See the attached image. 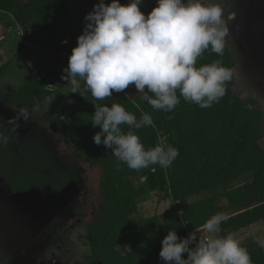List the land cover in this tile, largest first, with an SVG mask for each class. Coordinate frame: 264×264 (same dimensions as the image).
I'll return each instance as SVG.
<instances>
[{
  "label": "trees",
  "instance_id": "trees-1",
  "mask_svg": "<svg viewBox=\"0 0 264 264\" xmlns=\"http://www.w3.org/2000/svg\"><path fill=\"white\" fill-rule=\"evenodd\" d=\"M71 0H0V12L10 14L25 32L28 43L49 51L65 48L62 43L64 24ZM130 0H121L126 5ZM151 0L139 6L146 12ZM206 3V2H204ZM207 4V3H206ZM8 26L0 19V78L11 66L1 40ZM221 60L230 68L233 77L227 82L226 95L210 108H200L181 102L173 111L153 110L135 88L130 85L124 92L113 91L112 97L95 100L84 91L81 80L78 93L72 88L41 116V121L72 147L79 162V173L91 170L96 173V193L91 208L86 212V227L91 254L80 264H166L159 257L161 241L169 230L175 229L178 237H188L187 227L194 230L214 214L225 213L227 221L223 232H239L264 219V109L259 101L242 89L237 57L226 44L223 56L206 50L198 58L197 66ZM55 79L54 69H43L29 79L8 100L31 110L52 99L55 85L64 88L66 80ZM147 90V89H146ZM127 94V95H126ZM151 95V94H150ZM71 101V102H69ZM118 103L139 120L147 113L153 125L132 130L146 149L159 143L160 137L179 150V156L168 169L152 165L140 171L132 170L112 155V150L93 141L99 126L93 127L95 105L111 106ZM62 117L64 119H62ZM146 176L143 185L136 181ZM249 177L247 182L221 194L224 204L215 197L185 203L190 197L204 191L226 187L230 182ZM150 192H162L175 202L184 203L181 214L160 222L157 216H142L132 221L139 212L140 202ZM127 244L132 252L121 255L116 246ZM253 264H264V248L258 244H243ZM190 247H192L190 245ZM187 258V253L182 254Z\"/></svg>",
  "mask_w": 264,
  "mask_h": 264
},
{
  "label": "clouds",
  "instance_id": "clouds-1",
  "mask_svg": "<svg viewBox=\"0 0 264 264\" xmlns=\"http://www.w3.org/2000/svg\"><path fill=\"white\" fill-rule=\"evenodd\" d=\"M142 2L130 0L122 5L119 0H111L110 4L99 0L85 15L83 32L63 69L66 75L62 79L71 83V92L78 93L82 80L84 91L101 100L134 84L153 110L165 112L173 111L181 97L200 108L218 103L226 95L232 70L219 59L201 66L197 61L209 49L218 56L224 54L229 29L222 7L204 0H157L145 15L139 7ZM94 105L91 123L100 128L92 138L94 143L111 149L112 155L129 169L140 171L152 165L168 169L179 156V150L166 143L146 149L134 131L122 130L124 124L129 129L153 125L150 114L138 120L118 103ZM39 110V105L31 110L21 107L15 116L3 121L0 147L18 139L20 120L27 123ZM146 180V176L139 177L140 183ZM227 219L225 213L212 215L202 226L205 235L196 229L180 238L175 229L169 230L161 241L160 259L166 264H253L242 240L223 232L222 224ZM256 243L264 248V238L257 237ZM192 244L195 246L190 247ZM115 250L121 255L132 252L127 244L123 249L117 245Z\"/></svg>",
  "mask_w": 264,
  "mask_h": 264
},
{
  "label": "rangeland",
  "instance_id": "rangeland-1",
  "mask_svg": "<svg viewBox=\"0 0 264 264\" xmlns=\"http://www.w3.org/2000/svg\"><path fill=\"white\" fill-rule=\"evenodd\" d=\"M156 2L151 0L147 13ZM204 2L222 7L229 29L226 44L237 57L240 85L264 109V0ZM98 3L99 0L70 1L63 37L67 43H63L64 49L54 51L28 43L24 29L10 14L0 12V19L8 26L1 43L7 51L6 59L13 61L0 78V124L19 112L20 107L10 105L8 100L39 71L54 69L55 83L62 80L68 61L59 70L55 53L72 51L77 46V38L86 24L84 17ZM105 3L110 4L111 0ZM55 85L49 87L54 91L52 99L39 107L32 120L27 123L20 120L18 139L13 138L6 147H0V216L6 241V249L0 253V264L4 261L6 264H80L91 254L86 212L96 193V173L91 170L81 175L79 162L72 154V147L65 143L64 134L56 133L41 121L43 113L72 88L70 82L61 89ZM159 143L169 144L163 136ZM140 176L136 181L143 185L145 182H139ZM248 178L204 191L185 203L215 197L218 203L224 204L223 191L245 184ZM183 204L162 192H150L131 220L153 215L160 222L167 221L181 214ZM187 230L188 235L195 231L190 226ZM224 233L235 234L243 244H257V237L264 238V220L239 232ZM200 234L206 233L201 229Z\"/></svg>",
  "mask_w": 264,
  "mask_h": 264
},
{
  "label": "built area",
  "instance_id": "built-area-1",
  "mask_svg": "<svg viewBox=\"0 0 264 264\" xmlns=\"http://www.w3.org/2000/svg\"><path fill=\"white\" fill-rule=\"evenodd\" d=\"M72 51H59L55 53V59L58 60L56 66L60 70V68L68 61L69 56ZM180 203V202H179Z\"/></svg>",
  "mask_w": 264,
  "mask_h": 264
},
{
  "label": "crops",
  "instance_id": "crops-1",
  "mask_svg": "<svg viewBox=\"0 0 264 264\" xmlns=\"http://www.w3.org/2000/svg\"><path fill=\"white\" fill-rule=\"evenodd\" d=\"M145 15H147L148 13H147V11L144 13ZM264 220V219H263ZM258 223V222H257ZM3 222H2V218H1V216H0V253H1V250H4V249H6V245H5V243H6V241H5V238H4V228H3ZM256 224V223H255ZM251 227V226H250ZM250 227H248V228H250ZM202 228H200V230H201Z\"/></svg>",
  "mask_w": 264,
  "mask_h": 264
}]
</instances>
